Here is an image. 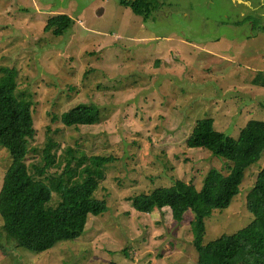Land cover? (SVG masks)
I'll list each match as a JSON object with an SVG mask.
<instances>
[{
	"label": "rangeland",
	"instance_id": "rangeland-1",
	"mask_svg": "<svg viewBox=\"0 0 264 264\" xmlns=\"http://www.w3.org/2000/svg\"><path fill=\"white\" fill-rule=\"evenodd\" d=\"M160 1L146 20L120 0H0V81L33 104L27 164L50 142L113 159L94 194L108 211L89 216L79 239L36 254L1 235L0 264H196L192 213L178 223L169 208L140 213L132 200L228 173L224 160L185 147L196 120L212 118L232 139L264 121V88L251 84L264 74V0ZM61 14L72 23L54 38L45 27ZM79 104L96 106L99 123L64 126L60 116ZM9 164L0 148V188ZM263 166L264 153L231 205L204 220V246L249 226L247 195Z\"/></svg>",
	"mask_w": 264,
	"mask_h": 264
},
{
	"label": "trees",
	"instance_id": "trees-1",
	"mask_svg": "<svg viewBox=\"0 0 264 264\" xmlns=\"http://www.w3.org/2000/svg\"><path fill=\"white\" fill-rule=\"evenodd\" d=\"M120 4L147 20L160 8L161 1L120 0ZM71 23L67 15H56L48 20L45 31L58 38ZM251 84L264 88V74H256ZM16 87L9 81H0V148L10 157L0 188V236L18 249L42 254L59 243L76 241L84 233L89 216L108 211L107 202L94 194L106 179L113 159L89 157L76 148L61 149L50 142L41 162L28 165L30 141L36 137L33 104ZM59 120L66 127L91 126L99 123L100 111L94 105L79 104ZM185 147L204 150L224 160L228 173L210 169L199 190L177 180L171 187L133 198L134 209L151 214L169 208L178 223L192 213L190 231L196 264H264V166L247 195V209L253 216L249 226L202 244L204 220L231 205L241 191L246 171L263 155L264 121L250 120L239 138L232 139L216 131L212 118H201L195 121Z\"/></svg>",
	"mask_w": 264,
	"mask_h": 264
}]
</instances>
